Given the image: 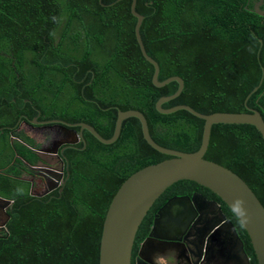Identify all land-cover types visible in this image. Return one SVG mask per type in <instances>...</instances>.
I'll list each match as a JSON object with an SVG mask.
<instances>
[{"label":"trees","instance_id":"16d2710c","mask_svg":"<svg viewBox=\"0 0 264 264\" xmlns=\"http://www.w3.org/2000/svg\"><path fill=\"white\" fill-rule=\"evenodd\" d=\"M131 1L0 0V196L12 200L8 235L0 232V264H98L103 219L120 184L170 157L147 143L134 116L123 120L109 144L84 129L83 140L61 153V192L35 196L16 158L28 165L43 159L31 138L18 131L21 122H85L109 138L117 111L137 109L158 144L185 152L200 146L203 119L184 109L161 113L155 107L178 83L153 84L154 67L135 37ZM240 2L248 0H136L143 15L139 32L159 65L158 80L178 75L184 81L163 108L186 104L205 114L253 108L264 119V23ZM204 158L238 174L264 206V140L253 125L213 124ZM189 188L208 191L221 204L251 264H257L236 215L190 180L173 183L155 200L134 249L167 195Z\"/></svg>","mask_w":264,"mask_h":264},{"label":"water","instance_id":"95a60500","mask_svg":"<svg viewBox=\"0 0 264 264\" xmlns=\"http://www.w3.org/2000/svg\"><path fill=\"white\" fill-rule=\"evenodd\" d=\"M135 3L136 0H132L130 5L131 13L136 17L135 37L142 55L154 67L153 84L163 86L170 81L178 83L176 91L159 97L155 107L161 113L184 109L203 119L199 148L192 152H185L158 144L149 134L144 114L137 109L117 111L114 131L109 138L101 136L92 125L85 122L68 123L58 119L39 122L36 117L30 121L33 124L62 125L61 128L69 130L73 136V140L69 143L77 142L79 139L83 140V130L86 129L101 143L109 144L118 138L123 120L134 116L140 121L142 135L147 143L160 153L170 156L134 171L120 184L103 219L98 264H131L132 246L142 219L166 188L179 180L196 182L209 189L226 204L246 231L256 263L264 264V206L238 174L219 163L204 158L213 124H250L259 131L264 140V119L261 113L253 108H250L248 112L216 111L208 114L201 113L186 104L163 108L164 102L181 93L184 81L178 75L167 77L162 81L158 80L159 65L145 50L139 32L143 15L136 11ZM256 13L264 15L262 11H256ZM256 89L257 87L254 88ZM75 126H79V132L70 128ZM54 152H57V147H54ZM11 203V199L0 196V232L4 233L2 236L8 235L5 226L9 214L6 210ZM220 205L217 201L210 200L200 193L168 199L154 214L147 236L138 244L137 261L140 260V264H183L173 253L159 254V244L166 240L184 244L182 241L187 236L191 241L184 245L188 248L186 250L188 256L192 257L191 264H210L207 259L213 254H219L222 264L226 263L231 256L230 261L251 264V256L246 251L242 238ZM237 208L239 211L236 210ZM174 221L176 224L172 225ZM161 232L164 234L160 235ZM166 233H181V238L177 240L174 236H166ZM145 249L153 254L157 263L144 258Z\"/></svg>","mask_w":264,"mask_h":264},{"label":"flooded vegetation","instance_id":"af4514ba","mask_svg":"<svg viewBox=\"0 0 264 264\" xmlns=\"http://www.w3.org/2000/svg\"><path fill=\"white\" fill-rule=\"evenodd\" d=\"M240 8L242 9H247L251 12H255V9H258L259 11L264 12V0H248V2H240L239 5ZM257 7V8H256ZM258 16V20H260L261 23H264V15L261 14H256ZM53 120V119H51ZM63 122H66L62 119H58ZM31 121V119H30ZM39 122L42 121H48L45 119L38 120ZM69 123V122H68ZM62 125L56 124V123H37L33 124L31 122H21V124L18 126V131H23L26 133L30 138L31 141H33L35 147L32 148L39 156L40 158L43 159V162H39L37 165H28L25 161L21 160L20 158H16L18 160V168L24 170L27 174L28 177L26 176V179L31 181V190L30 193L33 194L32 188L35 186V184L32 182V179H30V176H34L37 173H42L46 176L47 178H42L38 175L39 182L36 184V188L39 187L38 185H43L46 187L47 190H50V192L58 189L59 192L62 190V184L64 183V162L61 156V153L64 152V148L69 145H74L77 142L75 141L74 143H69L71 140H73L72 134H70L69 130H66L64 128H61ZM75 129L74 127H70ZM69 128V129H70ZM76 130V129H75ZM31 131V132H29ZM34 131V132H33ZM79 132V130H76ZM54 147H57V152H54ZM40 166H43L40 168ZM34 167V168H32ZM52 169H58V171H54L52 174H50V171ZM50 174V175H49ZM53 176L57 178L59 181L56 184L52 183V178ZM24 178V177H23ZM52 180V181H51ZM54 182V181H53ZM39 190V189H38ZM177 191V190H175ZM171 192L167 195L166 199L164 202L159 206L161 207L168 199L175 197V196H184V195H189L191 196L193 193H200L206 198L210 200H215L217 201L214 197H211V195L208 194V191L205 190H196V189H184V192ZM48 192V193H50ZM217 203H219L217 201ZM221 206V205H220ZM159 207L154 211V214L157 212ZM222 209V206H221ZM223 210V209H222ZM224 212V210H223ZM153 218V217H152ZM176 221L172 223V225H175ZM179 231L181 232V229L178 228ZM150 230V229H149ZM149 232V231H148ZM148 234V233H147ZM164 233H160V235H163ZM166 236H174L177 240L181 238V233L174 234V233H166ZM145 235L143 239L146 237ZM142 239V240H143ZM141 240V241H142ZM140 241V242H141ZM174 240H169V241H163L159 244V254H169L173 253L183 264H191L192 262V257L188 256V252L186 251L188 248L184 245L186 242L191 241L190 238L187 236L184 237L183 243H173ZM139 242V243H140ZM138 245L134 249V243L132 246V251H131V264H140V260L137 261V252H138ZM147 249V247H146ZM146 249L143 252V256L145 259L152 260L155 263H157L156 259L153 257V254L150 251H146ZM154 258V259H153ZM209 260L210 264H222L218 263L219 261H222V259L219 258V254H213L212 256H209L207 261Z\"/></svg>","mask_w":264,"mask_h":264},{"label":"rangeland","instance_id":"374dc122","mask_svg":"<svg viewBox=\"0 0 264 264\" xmlns=\"http://www.w3.org/2000/svg\"><path fill=\"white\" fill-rule=\"evenodd\" d=\"M29 132H31V131H29ZM34 132V131H33ZM41 167H43V166H40V168ZM32 168H34V167H32ZM22 170V169H21ZM54 171H58V169H52V171H50V174H52ZM49 174V175H50ZM38 175L40 176V177H44V178H47L46 176H47V174H46V176L44 175V174H42L41 172L40 173H37V174H35L34 176H30V179H32V182L35 184V186H36V184L39 182V179H38ZM28 177V176H27ZM54 182H53V181ZM52 183L53 184H56L59 180L57 179V178H55L54 176H53V178H52ZM33 187L32 188V192H33V195H38V196H42V195H46L48 192H50V190H47L46 189V187L45 186H43L42 184L41 185H38L39 187ZM39 189V190H38Z\"/></svg>","mask_w":264,"mask_h":264},{"label":"crops","instance_id":"0c3cea01","mask_svg":"<svg viewBox=\"0 0 264 264\" xmlns=\"http://www.w3.org/2000/svg\"><path fill=\"white\" fill-rule=\"evenodd\" d=\"M257 8V7H256ZM247 10V9H246ZM256 11H259L258 9H255V12H253L254 14H257L256 13ZM251 12V11H250ZM231 258H232V256L231 257H229L228 258V260H227V262L226 263H223V264H239L237 261H230L231 260ZM222 261H219L218 263H221Z\"/></svg>","mask_w":264,"mask_h":264},{"label":"clouds","instance_id":"9594fccd","mask_svg":"<svg viewBox=\"0 0 264 264\" xmlns=\"http://www.w3.org/2000/svg\"><path fill=\"white\" fill-rule=\"evenodd\" d=\"M36 196H38V195H36ZM1 197H2V196H1ZM7 199H8V198H7ZM236 210L239 211V208H237Z\"/></svg>","mask_w":264,"mask_h":264}]
</instances>
